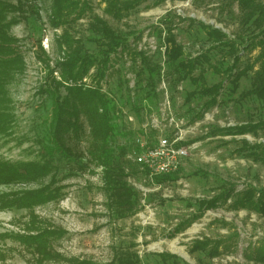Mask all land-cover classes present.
I'll list each match as a JSON object with an SVG mask.
<instances>
[{"label": "rangeland", "instance_id": "rangeland-1", "mask_svg": "<svg viewBox=\"0 0 264 264\" xmlns=\"http://www.w3.org/2000/svg\"><path fill=\"white\" fill-rule=\"evenodd\" d=\"M9 1L19 6L16 13L19 23L12 27L11 33L20 41L26 67L8 85L14 121L8 133H0V160L12 163L43 161L46 155L43 145H46L50 131L52 113V101L45 90L52 86L47 64L50 63V69L57 70V61L61 56L59 37L64 30L50 21L53 0ZM92 7L94 13L104 17L117 31L127 37H138V47L147 51L153 63L160 65L156 75L159 82L156 88L158 97L150 95L149 87L144 86L145 82L139 87L136 74L140 64L132 63L128 56L115 62L118 71L112 73L109 89L115 95H121L122 102H125L123 121L125 128L131 131L130 147L141 137L149 140L158 136V131L154 129L143 133L146 121L155 120L172 137L176 134L183 137L189 155L181 164L178 179L156 185L147 172L130 158L135 172L128 179L139 191V203L136 213L123 220H116L107 211L101 169L92 173L93 168L87 166L81 170L80 165L86 164L85 158L78 162L73 157L62 158L57 155L55 165L58 168L42 181L29 185L0 184V193L37 188L48 184L55 177L57 181L52 187H63L62 196L37 206L35 214L37 220L42 221L38 224L41 229L52 225L65 231L62 236L52 240V245L68 258L113 264L112 259L117 250L131 248L138 252L142 264H172L171 260L167 263L162 261L158 254L160 252L177 254L181 264H259L248 261L245 253L249 245L264 241V217L254 211L231 209L233 197L207 210L186 230L176 232L180 223L188 221L197 211L196 200L214 197L226 186L233 185L235 191H242L251 184L264 186V163L238 152L240 139L245 138L251 143L264 142V133L212 134L217 128L260 118L259 102L255 98L239 100L240 93L251 87L253 72L243 77L237 92L230 95L228 78L208 63L204 64L207 84L214 85L224 80V87L218 98L220 103L196 119L208 98L197 95L190 104L185 102L187 93L194 86L188 80L180 83L176 81L175 75L164 62L162 37L166 32L162 36L158 32L160 29L165 31L166 24H160L164 19L171 21L186 57L206 54L210 64L223 71L233 58L225 56L226 47L209 49L210 44L200 24L220 25L229 38L236 40L238 34L246 33L239 25L238 4L234 0H146L122 21L105 15L99 0H93ZM90 17L87 12L71 23L69 29L73 35L82 38L86 51L100 55L97 44L90 40L93 36L88 29ZM259 50V47H248L244 52L241 50L239 68L254 62ZM200 70L198 68L194 74L199 75ZM54 74L58 77L57 72ZM160 78L166 80L167 91L160 88ZM166 93L170 100L168 108H165ZM61 95H66L64 88ZM134 105L142 106L139 114L134 110ZM170 117L183 123L181 130H176V124L169 121ZM81 119L85 133L79 138L65 136L69 145H75L80 150L84 149L89 133L86 119ZM116 143L127 144V140L118 137ZM30 221L31 216L25 209L0 211V264H39L38 254L15 237L19 233H28L25 227ZM206 237H234L236 246L233 251L224 252L213 259L207 252L191 253L192 242ZM132 243H136V246L132 247ZM55 263L44 260L42 264Z\"/></svg>", "mask_w": 264, "mask_h": 264}, {"label": "trees", "instance_id": "trees-1", "mask_svg": "<svg viewBox=\"0 0 264 264\" xmlns=\"http://www.w3.org/2000/svg\"><path fill=\"white\" fill-rule=\"evenodd\" d=\"M93 0H53V8L50 21L54 26L63 27V33L59 37L60 59L57 61V70L49 69L52 86L45 90L49 93L52 101V113L50 131L43 145L46 155L43 161H26L12 163L0 160V184L22 183L25 185L38 183L48 176L54 169L56 156L62 158H74L78 162L85 158L86 164H81V170L91 166L94 173L101 169L102 190L106 196V208L116 220H123L137 211L139 203V191L129 182V177L135 172L131 159L128 157L136 144L130 147L129 138L131 131L125 128V114L121 95H115L109 86V79L116 72L115 62L127 56L132 63H139L137 72L138 84L145 82L149 87L150 95L158 97L156 91V75L159 73V64L153 63L147 51L139 48L138 37H127L117 31L109 22L99 14L93 12ZM146 0H99L103 5V13L116 21H122L130 16L131 12ZM239 8V25L243 31L235 39L229 38L222 29L211 24L201 22L209 49L223 47L227 48L225 56L233 58L231 64H227L223 71L210 64L206 54L195 57H186L185 50L178 42L171 21L164 19L160 24H166L165 31L159 30L164 40V62L175 75L177 82L190 81L194 89L187 93L186 103L190 104L195 96L207 97L203 104V111L196 119H200L204 112L218 105L224 80L208 85L204 76V64L223 73L230 82V95H234L240 80L253 72L251 87L239 95V100L255 98L259 102L260 118L247 123L217 128L212 134L244 135L260 132L264 133V0H234ZM28 5H32L29 3ZM19 6L9 0H0V133H8L13 123V109L8 92V85L13 77L25 70V59L19 39L11 33L12 27L19 23L16 13ZM38 11H36L37 13ZM87 12L91 17L88 29L92 33L90 40L95 42L100 55L86 51L81 37L71 33V23L83 17ZM38 14V13H37ZM38 16V15H37ZM169 23V24H168ZM248 47H259V53L254 62L239 68L240 51ZM100 56V57H99ZM221 64L224 65L222 61ZM201 68L199 75L195 71ZM58 73V77L55 76ZM161 79V78H160ZM160 81V80H159ZM62 88L66 95L62 96ZM108 91V92H107ZM148 92L146 95H148ZM137 114L141 107L134 105ZM82 117L86 119L89 133L86 137L85 147L80 148L69 145L65 139L68 136L79 138L85 133ZM144 133V131H143ZM140 136V135H139ZM124 137L127 144H117L116 138ZM238 152L253 160L264 163V142L251 143L247 139H240ZM79 166V168H80ZM181 168V167H180ZM180 168L172 173L157 175L154 177L156 183L178 179ZM56 178L45 185L37 188H23L10 192L0 193V211L25 209L31 216L30 223L25 227L28 233H19L15 237L33 252L38 254L39 264L46 261L55 264H100L91 260L65 257L56 251L52 240L65 233L63 229H57L52 225L41 229L35 214V208L39 205L55 201L62 196L61 186H54ZM231 197L230 208L234 210L246 209L259 213L264 217V186L257 187L248 185L242 191H235L234 186H226L214 197L200 198L196 200L197 211L188 219L180 223L176 232L186 230L195 220L201 218L205 211L218 207L227 202ZM42 222V221H40ZM36 232V233H35ZM132 247L136 243L131 244ZM130 246V247H131ZM236 246L234 237L229 239L203 238L195 239L190 252H207L210 258L231 252ZM159 257L164 262L172 261V264H181L179 256L170 252H160ZM248 261L264 264V241L249 245L245 253ZM113 264H142L140 255L131 248L117 250L112 259Z\"/></svg>", "mask_w": 264, "mask_h": 264}, {"label": "built area", "instance_id": "built-area-1", "mask_svg": "<svg viewBox=\"0 0 264 264\" xmlns=\"http://www.w3.org/2000/svg\"><path fill=\"white\" fill-rule=\"evenodd\" d=\"M215 27L226 32L224 27L220 25H215ZM160 81V88L167 91L166 80L162 79ZM165 104V108L170 105L167 93L165 95ZM169 121L171 124H176V130L177 128L181 130L182 122H177L174 117H170ZM153 129L158 131V136L149 140H145L142 137L137 139L138 148H135L128 155L129 158L138 163L148 173L150 178L177 171L189 155V148L184 145L182 136L176 134L172 137V134L167 133L165 128H160L159 123L155 120H152V122L146 121L143 125L144 132Z\"/></svg>", "mask_w": 264, "mask_h": 264}, {"label": "crops", "instance_id": "crops-1", "mask_svg": "<svg viewBox=\"0 0 264 264\" xmlns=\"http://www.w3.org/2000/svg\"><path fill=\"white\" fill-rule=\"evenodd\" d=\"M147 174H148V173H147ZM148 176H149V175H148ZM149 178H150V177H149ZM150 179H151L152 182H155L154 177H153V178H150ZM155 183H156V182H155ZM161 184H162V183H161ZM161 184L156 183V185H161ZM244 210H246V209H244ZM205 212H206V211H205ZM203 215H204V214H203ZM190 226H191V225H190ZM190 226H189V227H190ZM215 258H216V257H215ZM212 259H213V258H212Z\"/></svg>", "mask_w": 264, "mask_h": 264}]
</instances>
